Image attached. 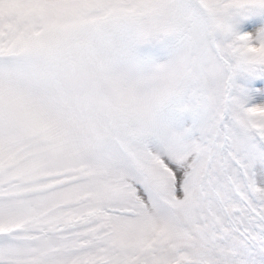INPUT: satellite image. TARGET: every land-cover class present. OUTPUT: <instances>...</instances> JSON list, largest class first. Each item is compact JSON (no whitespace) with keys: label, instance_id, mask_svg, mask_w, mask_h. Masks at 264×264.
I'll use <instances>...</instances> for the list:
<instances>
[{"label":"snow or ice","instance_id":"1","mask_svg":"<svg viewBox=\"0 0 264 264\" xmlns=\"http://www.w3.org/2000/svg\"><path fill=\"white\" fill-rule=\"evenodd\" d=\"M0 264H264V0H0Z\"/></svg>","mask_w":264,"mask_h":264}]
</instances>
